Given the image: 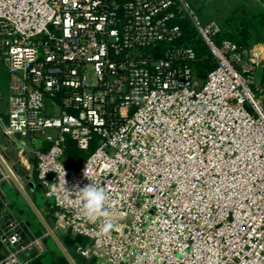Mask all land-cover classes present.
<instances>
[{
    "label": "built area",
    "instance_id": "obj_1",
    "mask_svg": "<svg viewBox=\"0 0 264 264\" xmlns=\"http://www.w3.org/2000/svg\"><path fill=\"white\" fill-rule=\"evenodd\" d=\"M180 17L216 62L206 78ZM222 32L189 0H0L1 129L48 141L28 151L90 264H264V48ZM67 138L84 160L66 158ZM89 183L110 216L81 215ZM44 238L2 237L0 264H30Z\"/></svg>",
    "mask_w": 264,
    "mask_h": 264
},
{
    "label": "crops",
    "instance_id": "obj_2",
    "mask_svg": "<svg viewBox=\"0 0 264 264\" xmlns=\"http://www.w3.org/2000/svg\"><path fill=\"white\" fill-rule=\"evenodd\" d=\"M189 1L199 11L204 21L216 18L224 26L223 22L226 17L228 20L230 17L236 15L242 16L243 19L247 17V21L259 23L260 26L264 27V0ZM9 87L10 73L7 67L0 61V155L12 169L33 201H35L36 193L44 188L37 177L35 159L28 149L31 147L39 148L36 145L37 141L32 142L30 139L22 138L18 141H12L8 139L1 129V123H5L8 120ZM22 145H24V149ZM3 169L0 163V239L8 236L13 231H17L24 240L45 234L43 232L45 228L38 216L29 206L13 181L11 179V182L8 181L6 177L8 174L5 175ZM32 182L36 184L35 188L31 185ZM38 208L77 263L90 264L88 260L76 253L77 245L86 244L89 239L81 235H74L63 229H57L55 226L53 203L49 199L38 205ZM50 240L44 239L46 251L41 256L33 259L30 264H66L63 259L64 257L55 252L52 240ZM2 245L0 241V258L7 252V248L2 247Z\"/></svg>",
    "mask_w": 264,
    "mask_h": 264
},
{
    "label": "trees",
    "instance_id": "obj_3",
    "mask_svg": "<svg viewBox=\"0 0 264 264\" xmlns=\"http://www.w3.org/2000/svg\"><path fill=\"white\" fill-rule=\"evenodd\" d=\"M236 16L230 17L223 26L222 37H227L239 44L249 46L251 39L250 24L253 21H247V17ZM177 22L183 29L181 41L192 46L197 55L196 69L202 78H206L208 72L216 66L215 60L210 55V51L203 40L196 34L190 22L185 17L178 18ZM254 23V22H253ZM89 152L79 149L71 138H67L65 147V156L68 160L81 162L88 156Z\"/></svg>",
    "mask_w": 264,
    "mask_h": 264
},
{
    "label": "water",
    "instance_id": "obj_4",
    "mask_svg": "<svg viewBox=\"0 0 264 264\" xmlns=\"http://www.w3.org/2000/svg\"><path fill=\"white\" fill-rule=\"evenodd\" d=\"M37 147L42 148V149H47L48 148V141L47 140H42V141H37L36 143ZM0 163L3 166L4 170L7 172L8 176L10 179L13 181L17 189L20 191V193L23 195V197L26 199L27 203L29 206L33 209V211L36 213L38 216L40 222L42 223L43 227L47 231L48 235L50 236L53 246L55 248V252L58 255H63L70 264H78L77 261L74 259V257L71 255L69 250L66 248V246L63 244L57 233L54 231L52 226L49 224V222L46 220V218L43 216V214L40 212L38 205L49 199L51 202H53L52 197H46L44 189H40L36 193V200L33 201V199L30 197L29 193L27 190L24 188L22 183L19 181L17 176L14 174L12 169L9 167V165L6 163V161L3 159V157L0 155ZM48 177L51 179L53 177V174H49ZM33 188H35L36 184L31 183Z\"/></svg>",
    "mask_w": 264,
    "mask_h": 264
},
{
    "label": "clouds",
    "instance_id": "obj_5",
    "mask_svg": "<svg viewBox=\"0 0 264 264\" xmlns=\"http://www.w3.org/2000/svg\"><path fill=\"white\" fill-rule=\"evenodd\" d=\"M74 191L78 192L82 200L81 215L86 218H95L97 216H110V212L104 207L108 197L103 187L89 183L83 188L76 186ZM114 227L115 226L111 220H106L101 230L102 232L107 234Z\"/></svg>",
    "mask_w": 264,
    "mask_h": 264
},
{
    "label": "rangeland",
    "instance_id": "obj_6",
    "mask_svg": "<svg viewBox=\"0 0 264 264\" xmlns=\"http://www.w3.org/2000/svg\"><path fill=\"white\" fill-rule=\"evenodd\" d=\"M226 20H227V17L224 19L223 24L226 23ZM250 25H251L250 26L251 39H250L249 47H251V48H258V47L264 48V27L260 26L259 23H255V22L254 23L252 22V24H250ZM201 80H202V78H201ZM3 171H4L5 175H7V173L5 172L4 169H3ZM6 177H7L8 181L11 182L9 176L7 175ZM43 232L45 233L44 239H47L49 241L51 239L50 236L48 235V233L45 230H43ZM61 256L64 257L63 255H61ZM63 259L66 262V264H70L65 257Z\"/></svg>",
    "mask_w": 264,
    "mask_h": 264
}]
</instances>
